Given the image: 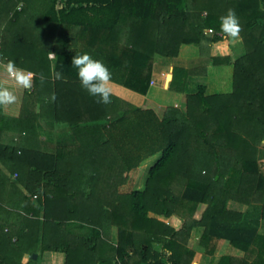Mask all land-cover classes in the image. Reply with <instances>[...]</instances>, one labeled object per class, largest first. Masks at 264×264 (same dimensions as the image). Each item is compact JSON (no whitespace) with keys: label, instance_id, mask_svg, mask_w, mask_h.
<instances>
[{"label":"trees","instance_id":"16d2710c","mask_svg":"<svg viewBox=\"0 0 264 264\" xmlns=\"http://www.w3.org/2000/svg\"><path fill=\"white\" fill-rule=\"evenodd\" d=\"M229 9L243 46L233 60L220 28ZM191 45L213 67H232V91L207 96L200 85L184 113L171 107L161 120L112 95L98 103L71 64L90 53L146 95L154 59L175 60ZM9 61L34 75L18 119L0 105V134L18 140L0 141V264H44L46 253L64 264H192L194 226L204 228L205 253L216 239L245 254L217 264H264L257 223L227 209L256 206L264 223V0H0V63ZM195 73L174 69L165 88L184 91L180 82ZM45 117L83 132V145L60 163L25 147ZM156 156L142 187L121 193L130 172ZM199 205L200 222L188 224ZM154 216L184 224L175 230Z\"/></svg>","mask_w":264,"mask_h":264},{"label":"crops","instance_id":"0c3cea01","mask_svg":"<svg viewBox=\"0 0 264 264\" xmlns=\"http://www.w3.org/2000/svg\"><path fill=\"white\" fill-rule=\"evenodd\" d=\"M33 1L34 3L38 2L37 0H33ZM22 8H23V5L19 4L17 11L20 12ZM10 15H13V13H11ZM123 24H125L126 25L125 28L128 29L126 21L123 22ZM123 24L121 22L120 30L123 29L121 31V34L123 35V37H125V30L123 28ZM79 46H85V45L79 44ZM95 46H98V44H95ZM230 48L232 50V56H231L232 60L237 58L238 55L242 54L243 46H242L239 36L235 43L230 44ZM196 49L198 50V47H194L193 45L182 46L178 57L174 61L156 57L154 59L153 70H152V74L150 77L149 87H148V91L146 95H140L138 93H135L125 88L118 81H116L118 79L114 77H112V84H111L112 94L111 95L125 103H128L132 107L153 112L154 115L159 120L162 119L164 114L161 113L159 115L155 111V109H152V107L156 108V106H159L156 109H163V111H166L168 108H171L172 105L176 103L179 106V110L184 113L185 107H186V98H187L184 95L185 93L183 91L181 92L176 91L178 97L172 100V102L170 103L167 99V97L170 95L169 93L170 90L168 88L167 89L165 88L164 81L161 79V77L163 75V72H165L168 68L170 69V73H167L165 75L166 78L168 75H171V77L173 76L174 69L189 71V69H187L186 66L189 63H192L193 61H198L200 63V67H199L200 71L206 73L208 81L210 80L211 83H213L214 82L213 80H215L216 89L214 87V93L212 94L208 93L206 94L207 96L214 95V94H222V95L230 94L232 91V67L231 66L213 67L211 65V62L207 58L206 59L204 58L205 61L202 60L204 63H201L200 62L201 60L197 58V55L195 56V59L190 62H187L186 59L182 61V59L180 58L181 56L184 55L186 57L187 51L189 52L192 51L193 53H195ZM49 59L50 60L54 59V55L53 54L49 55ZM178 59L181 60L179 64L184 66V68L177 67L175 62L178 63ZM4 66L5 65L0 63V82H3V81L8 82V85L11 88V90L14 92V94L16 95L17 100L15 103L11 105H2V113L5 117L16 120L18 119L21 113L22 98H23V95L26 89L15 84V82L12 81L11 78L8 77L4 73L3 71ZM200 74L201 72L195 73L194 76L200 75ZM126 75L127 73L123 74V76H126ZM187 77L188 78L185 77L186 79L183 78V85L180 87V89H183L184 86H189L186 84V82L191 77L190 75H188ZM159 83H162V84H159ZM32 85H33V77H32ZM213 86H214V83H213ZM29 89L32 90L31 88ZM206 93H207V88H206ZM165 94L167 95L165 96ZM111 131L113 135L115 132L114 130L110 129V132ZM36 132L37 134L36 136H34L33 141L31 140V141L24 142L27 151H28V148L34 147L35 151H32V154L34 155L35 153V155L32 157L37 158V156L41 155L39 152H37V150H40V152L46 156H51L53 158L58 156L57 161L60 163L61 161L64 160V157L67 158L69 156V153L75 152V151L77 153V149L83 145V134H82L83 132L81 130H76L73 133L65 125H62V124L56 125V123L51 122L49 120V117H45L43 123L37 124ZM84 139L86 140V138ZM11 140H13L14 142L18 141L15 138V133L4 132L0 134V141L2 143L9 144ZM84 144L85 146L87 145L90 146L93 144V142L85 141ZM139 169L134 170L132 173L138 172ZM1 170H3L2 167H1ZM132 173H130L129 175H131ZM128 184L129 183H127V185ZM134 188H137V187H134ZM124 190H125V186L120 188L121 193ZM130 191H124V193H129ZM227 209L231 211H236L242 214L243 213L248 214L247 218L251 220L254 224L257 223V225L259 226V229L260 227L264 226V223L262 221H259V213L255 208L243 206V205H240L234 202H228ZM204 210H205V206L199 205L196 212L194 213L193 219H185V221L188 224H192L193 222H200L201 214L204 212ZM154 217L156 218V220L161 221L162 223L174 228L175 230H180L182 225L184 224L182 219H179L175 216L170 217L168 219L157 217V216H154ZM203 233H204L203 227L194 226L192 230H190L189 240L187 244L188 247L192 251H194L195 253L194 259H197V262L199 264H217V261H219L224 256H229V257H233L236 259H242L244 257L245 255L244 252L232 248L227 241L216 240V239L211 240L210 243L207 245L208 250L212 251V254H207V252L205 253L204 250L199 245L200 239ZM258 233L260 234V231H258ZM261 234H264V233H261Z\"/></svg>","mask_w":264,"mask_h":264},{"label":"clouds","instance_id":"9594fccd","mask_svg":"<svg viewBox=\"0 0 264 264\" xmlns=\"http://www.w3.org/2000/svg\"><path fill=\"white\" fill-rule=\"evenodd\" d=\"M220 28L225 34L224 43H235L240 31L239 20L231 9L220 18ZM51 54V53H50ZM71 64L76 68V75L81 87L98 103L108 104L111 102L112 75L107 65L98 59H94L87 53L76 55ZM4 73L15 84L24 89L31 88L33 73L17 68L14 62L9 61L3 68ZM57 78L60 74L57 73ZM17 100L7 81L0 82V105H11Z\"/></svg>","mask_w":264,"mask_h":264},{"label":"rangeland","instance_id":"374dc122","mask_svg":"<svg viewBox=\"0 0 264 264\" xmlns=\"http://www.w3.org/2000/svg\"><path fill=\"white\" fill-rule=\"evenodd\" d=\"M29 1H31V2H34L33 0H29ZM37 1H39L40 2V0H37ZM43 1V0H42ZM208 34H212V33H208ZM206 49L204 48V51H205ZM200 49L198 48V50L196 49V52L195 53H193L192 51L191 52H189V51H187V56L185 57L184 55L183 56H181L180 58L182 59V61H184V59H186V61L187 62H190V61H192V60H194L195 59V56L197 55V58L198 59H200L201 61V63H204L203 61H205L204 60V58L206 59L207 57H206V54H204V53H201L200 54ZM193 53V54H192ZM99 60V59H98ZM203 60V61H202ZM103 61V60H102ZM174 61V60H173ZM180 59H178V63L177 62H175V64L177 65V67H179V68H184V66H182L181 64H179L180 63ZM104 62V61H103ZM106 63V62H105ZM187 69H189V71H187V72H190V71H197V73H200L201 72V74L200 75H196V76H194V77H192L191 76V78L190 79H188L187 80V82H186V84L187 85H189V86H187V89H186V87H184L183 88V92L185 93H183L185 96L186 95H188V94H192L193 92H195L196 90H197V87L198 86H200V85H203V86H205L206 88H207V93L206 94H212V93H214V87H215V89H216V86H215V80H213L214 82V86H213V83H211V81L209 80H207V76H206V73H204V72H202V71H200V63L198 62V61H193L192 63H189L187 66ZM109 68V70H110V72H111V75H112V77H114V78H116V79H118V80H120V79H122L123 78V74H124V71L123 70H121V71H116V69H114V68H110V67H108ZM185 72H186V70H184ZM167 73H170V69L168 68L165 72H163V75H162V77H161V79L164 81V84H165V75L167 74ZM117 75V76H116ZM185 78V77H184ZM186 78H188V77H186ZM185 78V79H186ZM181 84H183V81H181L180 82ZM159 84H162V83H159ZM163 84V85H164ZM169 88V87H168ZM169 93H170V95L167 97V99H168V101L171 103L172 102V100H174V99H176L177 97H178V95H177V93H176V91L175 90H170L169 91ZM167 94H165V96H166ZM184 99V98H183ZM159 106H156V108H158ZM172 107L173 108H176V109H178L179 110V106H178V104H174V105H172ZM156 108H154V107H152V109H155V111L160 115L161 113L162 114H164L165 113V111H163V109H156ZM163 111V112H162ZM257 148H258V151H259V154H260V157H259V161H261L263 164H264V142H262V143H260L258 146H257ZM157 157L158 156H156V157H152V158H150V159H148L146 162H144V163H142V165H141V168L138 170V172H134V173H132V172H130V173H132L131 175H128L129 176V179H128V181H127V183H129L128 185H127V183H126V185H125V190L124 191H130L131 189H133L134 187H137L136 189H139V188H141L142 186V183L144 182V180H145V177H146V174H147V169L148 168H150L154 163H155V161H156V159H157ZM124 191H122V193H124ZM253 207H256V206H251V208H253ZM256 209V208H255ZM257 210V209H256ZM259 231H260V234L261 233H264V226H262V227H260V229H259ZM28 247H30V246H28ZM43 258L44 259H46L45 260V263L44 264H64V256L63 255H61V254H44L43 255ZM233 258V257H232ZM244 258V257H243ZM193 264H199L198 262H197V259H194L193 260V262H192Z\"/></svg>","mask_w":264,"mask_h":264},{"label":"water","instance_id":"95a60500","mask_svg":"<svg viewBox=\"0 0 264 264\" xmlns=\"http://www.w3.org/2000/svg\"><path fill=\"white\" fill-rule=\"evenodd\" d=\"M168 77H171V75H168L167 78ZM171 79H172V77H171ZM33 258L36 259V255H34Z\"/></svg>","mask_w":264,"mask_h":264},{"label":"built area","instance_id":"2783aa9c","mask_svg":"<svg viewBox=\"0 0 264 264\" xmlns=\"http://www.w3.org/2000/svg\"><path fill=\"white\" fill-rule=\"evenodd\" d=\"M208 33H212V31L211 30H208ZM152 84V83H151Z\"/></svg>","mask_w":264,"mask_h":264}]
</instances>
